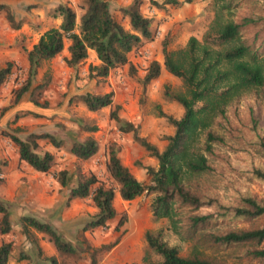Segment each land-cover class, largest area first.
Here are the masks:
<instances>
[{
  "label": "trees",
  "instance_id": "trees-1",
  "mask_svg": "<svg viewBox=\"0 0 264 264\" xmlns=\"http://www.w3.org/2000/svg\"><path fill=\"white\" fill-rule=\"evenodd\" d=\"M85 2L87 6L79 22L76 11L69 5L62 3L55 8V18H61L62 23L60 27L45 32L27 52L28 79L16 92V103L32 91L34 79L41 67L63 53L67 41H71V45L66 64L73 69L75 76H78V68L89 58L91 50L96 53L100 64L90 65V80L105 79L112 70L125 65H130L134 70L129 55L143 39L153 38V21L142 13L144 0H134L121 10L123 16L129 19L130 30L116 20L109 1ZM151 2L157 8L164 9L170 5L193 4L195 0H166L163 4ZM230 9L229 4L221 6L211 32L203 41L192 37L186 47L171 51L168 37L164 39V65L170 74L183 81L186 92L167 91L166 96L180 104L185 109V115L181 120H176L163 114L176 127L175 135L169 139V145L163 152L140 137L138 127L133 123L120 118L119 106L112 113L120 130L134 134L135 141L158 160V169L146 168L150 184L141 182L123 164L120 150L114 147L110 150L107 170L118 189L101 182L95 174L86 175L80 170L77 173L60 171L55 178L62 191H68L67 206L75 200L90 199L97 211L83 219L82 228L73 239H68L67 235L50 223L35 217H21L19 225L30 249L21 252L17 264H78L84 254L89 256L91 264H100L99 254L112 250L117 242L94 248L85 234L107 227L109 222L117 218L118 212L114 205L117 192L124 201H134L144 194L152 195L150 209L154 220L168 219L171 230L190 246L189 253L184 256L179 246H171L165 240L163 229L149 230L145 240L149 249L161 257V261L151 262L145 258L148 264H228L229 258L264 260V225L251 229L233 225L264 219V201L249 191L241 190L236 205H224L194 183L195 179L215 171L208 156L214 154L215 144L224 143V138L212 130L217 118L224 117L228 107L244 95L264 88V57L243 39V32L257 21L251 18H244L240 22L224 21L222 12ZM0 11L7 12L13 30L22 28V23L17 21L9 6L0 5ZM12 68L13 64L9 63L0 70V86L10 76ZM161 69L158 61L151 63L144 79L145 88L161 76ZM32 96L31 102L36 107L48 108V103L42 104L34 98V92ZM113 96V93L89 92L81 95L80 99L89 111L97 112L111 107ZM26 114L41 116L34 112ZM253 124L254 130L258 131V120L253 119ZM79 127L89 135L82 140L72 137L70 152L78 160L88 161L100 151L99 141L92 136L98 127L90 121H80ZM5 136L17 147L20 162L43 174L50 173L56 158L40 142L45 140L57 149L65 145L63 139L49 133L30 134L27 140L17 135ZM256 144L264 157V129L257 133ZM250 173L253 179L264 185V165L254 166ZM179 209L189 211L184 225H180L181 221L177 219ZM202 209L211 211L202 213ZM0 215V234L8 235L14 229L12 213L9 204L1 199ZM123 225L122 220L117 229ZM39 234L49 238L57 256L45 254ZM13 250V242L2 243L0 264L11 263Z\"/></svg>",
  "mask_w": 264,
  "mask_h": 264
},
{
  "label": "rangeland",
  "instance_id": "rangeland-1",
  "mask_svg": "<svg viewBox=\"0 0 264 264\" xmlns=\"http://www.w3.org/2000/svg\"><path fill=\"white\" fill-rule=\"evenodd\" d=\"M31 1L32 4L24 8L28 14L17 13L22 17L21 20L9 6L17 21L22 23L20 30H13L7 19V12L0 11V70L6 68L9 63L13 64L12 73L0 86V199L9 204L14 225L10 234H0V243L13 242L11 263L15 264L21 252H27L30 249V244L19 225L21 217H35L42 222L50 223L67 235L68 239H73L82 228L83 219L97 211L90 199L75 200L67 206L68 191H62L55 178L60 171L68 170L77 173V170H80L86 175L95 174L101 182L118 189L107 170L110 150L114 147L120 150V157L124 151L126 152L125 164L130 167L132 173L141 182L150 184L151 179L146 168L148 167L147 158L151 154L135 141L134 134H126L120 130L119 124L112 118V113L119 106L120 118L138 127V133L143 139H145L144 129L153 133L152 128L156 126L163 131L161 134L164 135L163 140L169 141L171 138L169 135L174 127L170 116H163L165 113L163 109L161 110V106L151 99L149 85L144 87V79L151 63L153 61L164 63L162 44L165 37H168L171 51L186 47L195 35L198 36L195 38L203 41L211 32L221 6L229 4L231 9L222 12L224 21L240 22L244 18L257 21L243 32V39L264 57V0H195L191 6L170 5L164 9L157 8L151 0H144L142 13L153 21V38L143 39L141 44L132 51L131 58L129 55L130 63L135 67L134 70L130 65H125L112 70L105 79L90 80V65L98 66L95 65L98 63L97 55L90 53L89 58L79 66L78 76H75L73 69L66 64V58L69 57L68 48L71 45V41H67L63 53L41 67L34 79L32 91L16 103V92L26 84L29 74V66L25 67L23 64L24 57L39 42L41 33L58 28L62 23L61 18H55V8L59 5H55L46 12L43 9L40 10L43 7L48 9L49 6H43L48 5L45 0L44 2L43 0ZM107 1H112L110 2L111 10L116 20L130 30L129 19L123 16L121 10L134 0ZM153 1L163 4L166 0ZM62 3L76 11L79 22L87 6L85 0H64ZM43 12L46 13L43 14ZM11 56H16L17 59L14 60ZM168 90L171 93L186 92L184 83L180 79L168 80L163 89L165 96ZM33 92L34 98L40 103H48V108L36 107L31 102ZM89 92L113 93L114 103L111 107L91 112L80 99L81 95ZM168 111L177 114L174 110L168 109ZM29 112L41 116L26 114ZM145 118L147 122L143 128ZM253 119L258 120V131L254 130ZM80 121H90L98 127V131L92 136L99 141L100 151L88 161H80L70 152L72 137L82 140L89 135L80 129ZM261 129H264V88L256 93L244 95L228 107L224 117L217 118L212 130L224 138V143L215 144L214 154L208 156L215 171L195 179L194 183L217 197L224 205H236L241 190L249 191L264 201V185L253 179L250 173L254 166L264 165V157L256 144L257 133ZM47 133L60 137L65 141V145L57 149L47 141H41L42 147L55 155L56 164L50 173H40L42 178L28 185L29 188L33 186L31 190L28 187H22L18 183V175L25 173L30 177L35 170L20 162L17 147L5 135H17L22 140H27L30 134ZM135 145L145 149L148 154L129 153ZM120 198L117 192L114 201L118 212L117 218L109 222L107 227L85 234L94 248L117 242L112 250L99 254L100 264H148L145 258H149L151 262H160L161 257L149 249L145 240V234L149 230L163 229L165 240L171 246H179L184 256L189 253L190 246L182 242L180 236L171 230L168 219L154 220L150 209L152 195L144 194L134 201H124ZM208 211L211 210L202 209L200 212ZM178 213L177 219L181 221L180 225H184L189 211L179 209ZM122 220L124 225L117 229ZM233 225L251 229L263 226L264 219L254 223L239 222ZM38 236L41 246L43 241L50 243L47 236L42 234ZM125 241L129 243L124 249L122 243ZM50 245L54 247L52 243ZM131 246L134 249L129 248ZM42 247L45 254L50 256L48 247ZM227 263L264 264V260L229 258ZM78 264H91V260L87 254H84Z\"/></svg>",
  "mask_w": 264,
  "mask_h": 264
},
{
  "label": "crops",
  "instance_id": "crops-1",
  "mask_svg": "<svg viewBox=\"0 0 264 264\" xmlns=\"http://www.w3.org/2000/svg\"><path fill=\"white\" fill-rule=\"evenodd\" d=\"M46 3H48V5H43V6H49L47 7L48 9H45L44 7L43 8H40L43 9L44 11L46 12H49L51 10L52 7H54L55 5H60L62 4V2L64 0H45ZM181 1V0H180ZM44 2V0H43ZM112 2V1H110ZM38 3L42 4L41 1H38ZM0 4L1 5H8L10 6L16 13L17 15V18L18 19H22L21 16H18L19 13L21 14H28L27 10H25L24 8L30 6L32 4V1L31 0H0ZM187 6H191L193 4H186ZM40 7V6H39ZM46 12H43V14H45ZM18 13V14H17ZM42 13V12H41ZM154 26L152 25V28ZM49 30V29H48ZM48 30L44 31L43 33H41L40 37L45 33L47 32ZM192 36V35H191ZM195 37H198L197 35H195ZM183 45H185V43H183ZM34 47V46H33ZM175 48V47H174ZM31 50V49H30ZM90 53L96 55V53L94 51H90ZM133 53L130 54V58H131V55ZM12 59L16 60L17 57L16 56H11ZM25 59L23 60V64L25 65V67H28L29 66V62H28V59H27V55L26 57H24ZM159 62V61H158ZM162 66V69H161V76L153 81L151 84H149L148 86V91L151 92V99L154 101V102H157L156 104L160 105L161 107V110L163 109V112L172 117L173 119H176V120H181L183 117H184V114H185V109L180 105L178 104L177 102H174L172 101L171 99H167V97L165 96L164 92H163V89L165 87V84H167V81L169 80H175V79H178L176 78L175 76H173L172 74H170L164 63H161L159 62ZM100 64V61L98 59V63L95 64V65H99ZM168 109H171V110H174V112H176L177 114L175 115L172 111L169 112ZM183 116V117H182ZM145 122H147L146 118L143 122V128L145 127ZM157 124V123H156ZM149 129H151L149 127ZM153 133L149 132L148 129H144V132L143 133V137L145 139H147V141L158 148V150L160 152H163L167 146L169 145V141L168 140H163V136L164 135H161L163 133V131H161V129L159 127H156V126H153ZM176 133V127L174 126L172 128V131H171V134L169 135L170 137L174 136ZM162 141V142H161ZM165 141V142H164ZM132 152L133 154H137V153H145V154H148L147 151H145V149H143L142 147H138V146H133V150L129 151V153ZM125 155H126V152L124 151L123 154H122V160H123V164L128 167L130 169V167L125 164ZM147 166L148 167H153V168H158L159 167V162L157 159H155L154 157H151V156H148L147 158ZM132 172V170H130ZM36 171H33V174H31L32 176H28L27 174L25 173H21L20 175H18L19 179H18V183L19 185H21L22 187H25L27 188L28 185H32L34 184V180H39L42 178L41 175H39L40 173H36L34 175ZM15 175V174H13ZM31 188L28 187V189H32L33 186H30ZM121 199V198H120ZM0 242H1V237H0ZM129 243V242H123L122 243V247H126V244ZM2 244L0 243V246ZM42 246H47L48 249H49V255L50 256H55L57 255V251L55 249V247L51 246L50 243H46L43 241V245ZM129 248H133L132 246L129 247ZM125 249V248H124ZM134 249V248H133ZM10 264H15V263H10Z\"/></svg>",
  "mask_w": 264,
  "mask_h": 264
}]
</instances>
